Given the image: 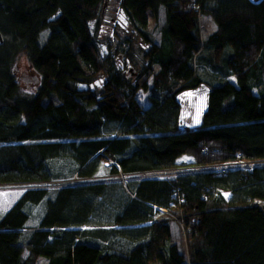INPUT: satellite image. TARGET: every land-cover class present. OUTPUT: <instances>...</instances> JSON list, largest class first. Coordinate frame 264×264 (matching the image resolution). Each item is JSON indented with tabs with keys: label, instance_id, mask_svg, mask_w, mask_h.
Returning <instances> with one entry per match:
<instances>
[{
	"label": "trees",
	"instance_id": "obj_1",
	"mask_svg": "<svg viewBox=\"0 0 264 264\" xmlns=\"http://www.w3.org/2000/svg\"><path fill=\"white\" fill-rule=\"evenodd\" d=\"M118 1L137 28L148 10L155 20L164 11L160 42L145 53L158 69L145 72L144 108L134 93L146 80L132 85L107 68L99 91L87 87L105 65L89 28L104 0H0V142H13L0 145V182L165 170L183 154L200 164L264 157V0ZM199 14L216 26L205 40ZM20 52L39 74L33 91L20 90L12 69ZM201 83L200 122L182 128L178 94ZM104 194L100 182L15 193L0 212V264H264V203L252 201L264 202V164L142 178L119 198L114 227L83 228ZM158 208L180 209L186 254Z\"/></svg>",
	"mask_w": 264,
	"mask_h": 264
},
{
	"label": "rangeland",
	"instance_id": "obj_2",
	"mask_svg": "<svg viewBox=\"0 0 264 264\" xmlns=\"http://www.w3.org/2000/svg\"><path fill=\"white\" fill-rule=\"evenodd\" d=\"M102 7L101 13L99 14L98 12L97 14L98 17L95 18V20L92 19L89 21V28L95 50L105 65L103 72L94 75L93 82L90 85H87V87L91 88L93 91H99V87L106 83V80L108 79V75L106 73L107 68L118 72L126 83H130L132 85L146 80L147 89L143 90L142 88H138L134 93L136 102L144 108L149 104V92H151L153 85L152 74H148L147 76L145 72L148 69L152 71H157L158 69V64L151 62L150 57L146 58L145 53L153 43L160 42L161 23L164 22L163 8H161L156 20L152 16L150 10H148L147 25L142 28H137L133 22L129 21L128 16L123 14L118 0H104ZM185 7L197 9V5L192 3V1L187 2ZM198 25L202 40H205L206 36L213 32L216 27L212 17L208 14L198 15ZM215 59L213 58L214 64L219 60ZM197 67L205 74L213 71L208 65H203L201 62L197 64ZM219 68L220 67L218 66L216 71L219 78H228L231 81H235V77L233 75H222V73L219 72ZM12 69L15 73L20 90L27 92L31 90L33 91L37 88L39 78L38 81L35 82L33 81V75L39 77V74L30 65L25 52L17 54L12 63ZM261 83V85L264 86V71L262 73ZM253 91L257 92V89L254 88ZM206 99L207 86L204 83H201L194 89L184 90L178 94V100L181 106L182 128H193L199 124L201 113L206 107ZM12 143L0 142V145ZM177 162V166L159 172L151 170L130 174L122 172L114 174L103 170L102 172L86 177L73 175L71 178L66 179L39 180L21 183L0 182V212L7 208L11 200L14 198L15 193L19 194L25 189L46 187L53 188L72 182H100L105 186L106 195L104 194L102 198H99V203L96 206L94 213L91 215L89 223L83 228L108 229L115 226V224L111 225V222L113 220L114 213L118 210L117 207L121 205L119 203V198H122L125 193L129 194L130 184L135 183L137 180L147 177L169 178L171 175H176L186 171H221L232 167L250 168L252 166L254 167L264 164V159H252L249 161L238 157L234 160L226 162L225 164H200L196 163L191 155L183 154L179 157ZM112 163H114V161L111 158H104L105 165L109 166ZM221 195L225 199H228L230 197V192L228 190H222ZM252 201L255 204L264 203L259 199H253ZM155 209L157 208L155 207ZM158 210L159 212L154 215L155 218L159 219L162 215H169L168 222L170 224L172 235L171 241H174L178 245L179 250L186 254V234H188L189 228L185 225V223H183L179 216L175 217V211H173L180 209L173 208L171 213L173 212L174 215L167 214L164 208H158ZM33 212L34 215H37L39 212V206H35ZM28 225H31V222H29ZM152 264L159 263L155 262Z\"/></svg>",
	"mask_w": 264,
	"mask_h": 264
},
{
	"label": "water",
	"instance_id": "obj_3",
	"mask_svg": "<svg viewBox=\"0 0 264 264\" xmlns=\"http://www.w3.org/2000/svg\"><path fill=\"white\" fill-rule=\"evenodd\" d=\"M252 4H259L262 0H248ZM38 78L36 75H33V81H38Z\"/></svg>",
	"mask_w": 264,
	"mask_h": 264
},
{
	"label": "bare ground",
	"instance_id": "obj_4",
	"mask_svg": "<svg viewBox=\"0 0 264 264\" xmlns=\"http://www.w3.org/2000/svg\"><path fill=\"white\" fill-rule=\"evenodd\" d=\"M261 159H264V158H261ZM153 171L154 172H159L160 170L159 169H154Z\"/></svg>",
	"mask_w": 264,
	"mask_h": 264
},
{
	"label": "built area",
	"instance_id": "obj_5",
	"mask_svg": "<svg viewBox=\"0 0 264 264\" xmlns=\"http://www.w3.org/2000/svg\"><path fill=\"white\" fill-rule=\"evenodd\" d=\"M246 160H248V159H246ZM249 161H251V160H249ZM226 163V162H225ZM225 163H222V164H225ZM233 168V167H232Z\"/></svg>",
	"mask_w": 264,
	"mask_h": 264
},
{
	"label": "clouds",
	"instance_id": "obj_6",
	"mask_svg": "<svg viewBox=\"0 0 264 264\" xmlns=\"http://www.w3.org/2000/svg\"><path fill=\"white\" fill-rule=\"evenodd\" d=\"M165 170H167V169H165ZM160 171H164V170H160Z\"/></svg>",
	"mask_w": 264,
	"mask_h": 264
},
{
	"label": "crops",
	"instance_id": "obj_7",
	"mask_svg": "<svg viewBox=\"0 0 264 264\" xmlns=\"http://www.w3.org/2000/svg\"><path fill=\"white\" fill-rule=\"evenodd\" d=\"M179 159V158H178Z\"/></svg>",
	"mask_w": 264,
	"mask_h": 264
}]
</instances>
